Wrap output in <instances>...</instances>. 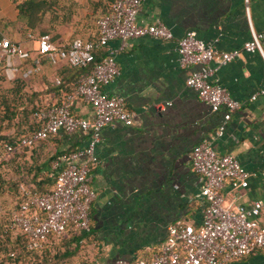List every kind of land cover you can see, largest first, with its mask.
<instances>
[{"label": "crops", "instance_id": "crops-1", "mask_svg": "<svg viewBox=\"0 0 264 264\" xmlns=\"http://www.w3.org/2000/svg\"><path fill=\"white\" fill-rule=\"evenodd\" d=\"M22 1L0 0V34L27 49L26 34L15 22V5ZM66 1L74 4L76 11L69 24L55 28L56 36L48 34L54 44L79 37L92 0H60L61 4ZM156 20L169 29L172 39L131 40L115 58L118 75L104 87L108 95L122 98L134 117L130 126L114 123L103 128L95 147L98 163L91 171L95 199L89 210L88 241L97 250V264H110L117 257L148 258L163 241L167 225L199 223L195 194L200 183L190 168L189 154L203 138L211 139L217 152L236 157L250 174L247 188L231 190L226 186L224 200L235 195V203L244 206L256 198L264 200V95L249 101L264 84V60L257 52H241L214 72L212 80L241 106L226 122L223 135L213 138L222 112L211 113L185 86L187 72L196 67H178L175 51L176 40L187 31L204 42L216 39L214 47L219 51L241 49L250 39L249 25L254 32H264V0H145L137 23L147 25ZM12 22L14 26L9 25ZM94 32L89 27L85 39ZM110 45L115 47L117 42ZM261 48L264 55V41ZM65 69L63 63L51 66L42 61L39 69L23 80L22 91L39 93L33 97L35 103L55 102L51 86L55 78L65 76ZM166 102L170 104L164 106ZM70 111L76 117L90 112L80 100ZM57 138L59 149H78L86 141L80 133ZM38 148L34 155L39 158L55 149L51 142ZM260 220H264V212ZM227 264H264V253L257 251Z\"/></svg>", "mask_w": 264, "mask_h": 264}, {"label": "built area", "instance_id": "built-area-1", "mask_svg": "<svg viewBox=\"0 0 264 264\" xmlns=\"http://www.w3.org/2000/svg\"><path fill=\"white\" fill-rule=\"evenodd\" d=\"M144 1L114 0L110 11L96 19L93 40L75 37L65 44H54L48 34H41L33 40L34 55L7 37H0V70L7 79H12L21 63L30 58L33 67L23 72V77L39 69L40 59L51 66L63 63L85 68L93 61L94 50L102 48L105 51L99 62L79 76L74 90L62 103L32 113L39 123L36 130L21 135L14 146H3L8 155L22 148L29 150L35 143L51 136L75 133L86 136L83 147L52 163L55 174L48 191L38 192L23 183L18 185L19 201L10 215L8 229L23 237L27 250H40L50 237L56 239L66 232L77 234L90 230L89 210L95 199L90 186L91 171L98 163L95 147L100 141V132L114 123L130 126L134 117L122 98L108 95L104 90L118 75L115 58L133 39H172L169 29L159 20L147 25L137 23ZM243 2L247 3V0ZM249 32L250 39L241 49L230 51L217 50L214 47L216 39L204 42L193 31L185 32L176 40L178 67H196L187 72L185 86L196 93L211 113L222 112V121L213 138L223 135L226 122L241 106V102L232 99L224 87L212 80L214 72L238 58L241 52H257L264 60L261 48L264 32H254L250 25ZM113 41L117 46L110 45ZM210 63L214 65L210 66ZM54 83L59 84V79L55 78ZM263 95L264 84L249 97V101ZM78 100L89 108L88 116L76 117L71 113L73 103ZM169 104L166 102L164 106ZM157 108L161 106L157 105ZM189 163L200 183L195 194L200 208L199 223L169 224L163 241L150 257H117L110 264H227L257 251L264 253V220H260L264 200L256 198L244 206L235 203L237 196L225 201L222 194L226 186L231 190L248 186L250 174L237 158L217 152L212 140L203 138L191 150Z\"/></svg>", "mask_w": 264, "mask_h": 264}, {"label": "trees", "instance_id": "trees-1", "mask_svg": "<svg viewBox=\"0 0 264 264\" xmlns=\"http://www.w3.org/2000/svg\"><path fill=\"white\" fill-rule=\"evenodd\" d=\"M113 1L114 0H92L89 2L86 7V21L88 24L90 23L92 25L95 32L93 35L88 36L84 40L94 39L96 34L95 21L98 17L106 15L110 11ZM75 11L76 6L67 1L61 4L60 0H24L15 5V22L21 24L22 29L19 31L26 34L25 42L33 43V40L41 34L55 35V28L57 26L69 24L73 14H75ZM46 16L47 20L45 23L44 20ZM91 20H93V23ZM15 22L10 23L9 25L14 26ZM85 27L86 26H84V28ZM34 31H37V33ZM11 41L15 42L13 40ZM15 43L26 49L22 43ZM31 53H33V55L35 54L34 51ZM92 55L93 61L85 68L70 67L65 65V76H59V84H55L53 81L51 86V90L57 96L56 101L45 104L33 102V97L36 98L39 96V93L27 94L22 91L23 80L32 74L27 77H23L21 73L24 72L27 66L33 67V60L31 58L21 63L17 70V76L15 77L14 74L12 79H7L2 70H0V84L4 82V80L10 81L8 89L4 92H0V164L11 161V159L15 156L16 176L15 183L11 184V187H15L16 189V203L14 210L16 209L19 201L18 185L20 183H23L38 192L48 191L52 186L55 174V170L52 168V163L60 161L61 157L66 156L67 153L76 149H59L61 143L60 139H58L57 136H51L46 140L35 143L29 150L22 148L17 152L8 154L13 157L6 160V153L3 146L5 144L14 146L17 144V140L21 135H26L36 130L39 123L36 122L32 113L34 111L46 109L62 103L64 97L67 94L72 93L74 90L79 76L91 69L94 64L99 62L105 55V51L102 48H98L92 52ZM42 61L44 60L40 59L39 64ZM46 142H51L55 149L51 150L50 155L46 157L39 158L35 156L37 154L36 149H39L38 147H40V145H44ZM5 184L6 183L0 177V191L4 190ZM9 218L2 231L3 234L1 233L0 264H24L31 261V259L33 260L36 256L41 258L40 262L42 261L43 263H47L50 261L52 263L54 262V264H59V260L74 252L77 244L81 242L82 238H88L90 235V230L88 233L77 234L66 232L56 239L50 237L48 243L44 244L40 250L31 251L25 248L23 237L20 234H13L10 232L8 229ZM72 245L73 247H71ZM55 248L58 249L54 251L50 257H48V251Z\"/></svg>", "mask_w": 264, "mask_h": 264}, {"label": "rangeland", "instance_id": "rangeland-1", "mask_svg": "<svg viewBox=\"0 0 264 264\" xmlns=\"http://www.w3.org/2000/svg\"><path fill=\"white\" fill-rule=\"evenodd\" d=\"M93 23V20H91ZM95 21V20H94ZM76 26V25H75ZM86 26L81 27L80 34L79 36L82 39H85L87 30L89 27L92 25L89 23H85ZM37 33V31H34ZM83 33V35H81ZM33 47V43H29L28 50L32 52L31 48ZM10 86V81L4 80L0 84V92H4L8 89ZM13 156L12 155H6L5 159L9 160ZM15 156L11 159V161H8L6 163L0 164V177L3 179V181L6 183L4 190L0 191V239L2 238V231L8 221L10 213L14 210L15 208V203H16V189L15 187H11L12 183H15ZM2 233V234H1ZM89 237L82 238L81 242H79L74 250V252L67 257L59 260V264H84V263H93L97 264L95 259H97L96 256V248L92 244L89 243L88 241ZM73 247V245L71 246ZM58 248L55 249H50L48 251V257H50L54 251H56ZM61 249V247H60ZM40 257L36 256L31 259V261L24 263V264H54V262H47L43 263L42 261L40 262Z\"/></svg>", "mask_w": 264, "mask_h": 264}]
</instances>
